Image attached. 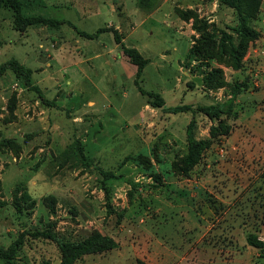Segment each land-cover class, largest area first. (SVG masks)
<instances>
[{"label": "rangeland", "instance_id": "rangeland-1", "mask_svg": "<svg viewBox=\"0 0 264 264\" xmlns=\"http://www.w3.org/2000/svg\"><path fill=\"white\" fill-rule=\"evenodd\" d=\"M16 1L17 13L0 8V63L29 67L46 101L0 74V245L23 235L0 264H59L57 245L34 235L45 230L118 243L73 264H264L245 240H264V0H159L151 12L136 0ZM242 20L259 36L240 49ZM114 32L146 59L138 77ZM241 82L229 133L180 174L189 120L209 137L196 107ZM182 104L194 110L168 109Z\"/></svg>", "mask_w": 264, "mask_h": 264}, {"label": "trees", "instance_id": "trees-1", "mask_svg": "<svg viewBox=\"0 0 264 264\" xmlns=\"http://www.w3.org/2000/svg\"><path fill=\"white\" fill-rule=\"evenodd\" d=\"M219 2H225L226 0H218ZM159 3V0H136V5L140 10L145 12H151L154 10ZM4 4H9L13 7L14 12H19V3L16 0H0V8ZM28 18V19H27ZM28 23L34 21L46 20L42 17H27ZM244 20V18H243ZM241 21L234 31L241 37V42L237 48H242L243 42L248 39H255L259 36V33L252 28H249L244 21ZM60 22V21H59ZM99 30L95 33H84L87 37L92 38ZM114 41L120 45L122 54L129 60V62L135 65V76L138 77L141 70L146 62V59L139 54V52L132 48L127 47L121 41V38L117 32L113 33ZM6 70L12 71L15 76L21 77L24 80L25 85L28 89L35 90L39 93V98L42 101H46L39 88L35 85L30 84L31 69L21 64L15 58H9L0 63V74ZM248 85L245 82L234 84L230 96L222 102L210 103L205 105H198L195 110L204 114L208 119L212 121L209 127L208 138H196L194 135L195 130V119L192 117L185 128L186 144L187 149L184 157L182 158L179 166V172L182 175H187L200 161L204 151L208 149L213 140L225 136L230 131V124L226 121V117L231 115L233 112V104L236 96L243 90L247 89ZM141 92L148 96V98H154L150 101L152 106H162L163 101L157 94L152 92ZM172 113H179L183 111H193L190 104L175 105L168 107ZM105 179L113 176L110 171L102 172ZM128 183L132 188L135 187L136 183L128 180ZM110 212V211H108ZM34 235H40L53 241L58 249L60 250V263L59 264H73L80 256L89 253H98L107 251L118 246V243L109 235L101 234L99 232L92 233L87 237L80 240H67L59 236L52 230L36 231ZM23 235H19L18 238L10 244L7 248L0 245V257L10 261L15 255L16 250L22 243ZM246 243L249 246L254 247L258 252H264V240L260 239L254 233H248L246 235ZM137 264H149L143 260H137Z\"/></svg>", "mask_w": 264, "mask_h": 264}, {"label": "crops", "instance_id": "crops-1", "mask_svg": "<svg viewBox=\"0 0 264 264\" xmlns=\"http://www.w3.org/2000/svg\"><path fill=\"white\" fill-rule=\"evenodd\" d=\"M137 8H138V7H137ZM138 9H139V8H138ZM115 27L117 28V27H119V25L116 24ZM118 30H119V29H118ZM121 41L124 42L123 39H122ZM115 45H118V44L115 42ZM121 52H122V51H121ZM94 54H95V57H94V58H96V57H98V56L100 57V53L95 52ZM94 54H93V56H94Z\"/></svg>", "mask_w": 264, "mask_h": 264}]
</instances>
